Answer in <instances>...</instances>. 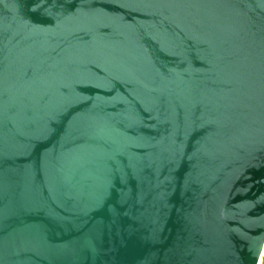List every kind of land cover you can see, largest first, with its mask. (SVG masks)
Instances as JSON below:
<instances>
[{
    "label": "water",
    "instance_id": "water-1",
    "mask_svg": "<svg viewBox=\"0 0 264 264\" xmlns=\"http://www.w3.org/2000/svg\"><path fill=\"white\" fill-rule=\"evenodd\" d=\"M263 253L264 0H0V264Z\"/></svg>",
    "mask_w": 264,
    "mask_h": 264
},
{
    "label": "bare ground",
    "instance_id": "bare-ground-1",
    "mask_svg": "<svg viewBox=\"0 0 264 264\" xmlns=\"http://www.w3.org/2000/svg\"><path fill=\"white\" fill-rule=\"evenodd\" d=\"M264 254V253H263ZM259 264H263V257H261Z\"/></svg>",
    "mask_w": 264,
    "mask_h": 264
},
{
    "label": "rangeland",
    "instance_id": "rangeland-1",
    "mask_svg": "<svg viewBox=\"0 0 264 264\" xmlns=\"http://www.w3.org/2000/svg\"><path fill=\"white\" fill-rule=\"evenodd\" d=\"M263 262H264V257H263Z\"/></svg>",
    "mask_w": 264,
    "mask_h": 264
}]
</instances>
